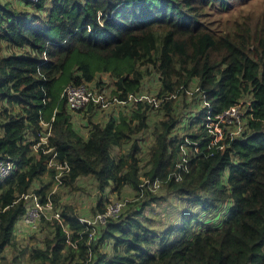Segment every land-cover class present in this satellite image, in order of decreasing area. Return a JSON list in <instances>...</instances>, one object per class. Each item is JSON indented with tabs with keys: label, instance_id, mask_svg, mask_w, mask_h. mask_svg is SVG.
<instances>
[{
	"label": "trees",
	"instance_id": "obj_1",
	"mask_svg": "<svg viewBox=\"0 0 264 264\" xmlns=\"http://www.w3.org/2000/svg\"><path fill=\"white\" fill-rule=\"evenodd\" d=\"M234 1L0 0V170L6 159L16 164L0 176V262L19 248L17 226L29 206L23 195L38 183L35 194L47 203L58 174L47 161L56 152L71 167L63 188L79 191L87 178L96 183L92 217L108 210V189L121 194L127 186L139 211L110 218L89 244L92 230L65 205L63 224L44 219L28 232H49L44 242L22 246L16 259L30 250L28 264H264V16L256 27L238 22L225 32L203 21L207 9L229 11ZM105 75L114 88L111 105L122 108L104 123L89 120L83 135L74 115L104 108L92 101L73 111L62 93L91 84L104 92ZM151 76L160 83L156 95L144 87ZM194 98L203 109L179 133L188 113L177 101L187 108ZM232 108L241 111L245 130L219 150L207 117ZM158 112L163 119L150 123ZM41 123L52 125L48 155L34 152ZM152 125L142 159L139 138ZM59 194L52 197L56 208ZM170 197L188 204L180 223L152 230L140 216ZM206 221L213 227L205 230Z\"/></svg>",
	"mask_w": 264,
	"mask_h": 264
},
{
	"label": "rangeland",
	"instance_id": "obj_2",
	"mask_svg": "<svg viewBox=\"0 0 264 264\" xmlns=\"http://www.w3.org/2000/svg\"><path fill=\"white\" fill-rule=\"evenodd\" d=\"M207 10L208 15L204 17L203 21H205L209 27L217 31H229L232 26H234V24L238 22H251L253 24V27H256L257 25L255 24L262 16H264V0H235L233 6L231 7V10L229 11L220 12L212 8H209ZM100 79L106 82L107 86H109L106 89L107 97L105 98L108 103H111L110 101L112 100V92L114 89L112 86V80L107 75L101 76ZM89 87H91V90L97 92L98 88H96L95 84H91L89 85ZM144 87L145 89H147V92L149 94H158L160 88L158 76L147 77L146 81L144 82ZM188 101L193 104L188 106L187 108L184 107L186 104L184 101H177V105L181 107L182 111L188 113V115L184 117V120L179 126L181 127L179 133H182V128L184 129V127H188L191 121L194 120L197 114L203 109L202 104L197 101V98L189 99ZM120 108H122L120 105L114 106L107 104V107L95 116H92V113L75 114L74 123L83 135H87V130L85 127L88 124L89 120H92L94 123H104L108 119L109 112L113 111V109L118 110ZM160 118L161 120L163 119V113H155L151 115L150 123H156L160 121ZM153 126L154 125L151 126L148 132L140 135L139 142L141 143L143 149L142 159H146V152L148 151V147L152 143L151 136ZM194 130L195 128L192 129V131ZM119 153L120 152L117 150H115L114 152L115 155H118ZM38 186L39 184L35 183L33 185V190L35 191ZM78 187L80 188L79 191H70L66 188L59 190L60 199L58 200L57 208L62 211V208L65 205L72 206L77 210L81 217L91 219L93 218L91 216L92 210L96 208L100 200V195L97 193V185L94 180L87 178L82 179L79 182ZM161 192L163 193L164 191L161 189L159 193ZM107 196L109 197V200L107 201L109 202L108 206H110L112 203L122 202L125 205L124 208L126 207L123 213H127L128 210H131V214L133 215L139 211V206L138 204H136V202L138 201V199L136 198V193H133V191L128 186L125 187L124 190H122L121 194L117 192L112 193V190L108 189L106 192L105 201ZM140 200H144V198ZM187 206L188 204H184L181 199L170 197L167 201L162 200V202L159 204L154 203L153 205L147 207L140 218L144 223L149 225L152 230L162 229L165 226L171 227L174 223L176 225L180 223L182 214H178L179 212H181V209L186 208ZM222 214L223 211L221 210L218 214V216H220L219 221L223 220ZM215 218L218 217L215 216ZM213 225L214 224H211L209 221H206V226L204 228L205 230L210 229L213 227ZM25 231L19 232L16 235L15 239L19 242V248L9 249L6 252V259L3 261L1 260L0 264H14V262L16 264H28L31 255L30 250L42 244L45 237H47V235L49 234V232L47 231L37 235H35V232L34 234H32ZM22 246L29 247L30 250L25 256L16 259V256H19L20 251L22 250ZM105 250L109 251L110 254L113 253L112 251H110V247L109 250Z\"/></svg>",
	"mask_w": 264,
	"mask_h": 264
},
{
	"label": "built area",
	"instance_id": "obj_3",
	"mask_svg": "<svg viewBox=\"0 0 264 264\" xmlns=\"http://www.w3.org/2000/svg\"><path fill=\"white\" fill-rule=\"evenodd\" d=\"M37 1V0H32ZM98 92V94H97ZM96 91L91 90L89 85H82L79 87L76 86H68L62 93V98L67 99L69 104V108L73 111L84 110L88 107V104L92 101L95 103H100L103 108L108 105L113 104L108 103L105 97H107L106 90L104 92H100L97 89ZM150 99L147 96H142L140 99H137L134 95L130 96V101H141L143 99ZM117 101V100H115ZM115 103V102H114ZM122 104L121 102L116 105ZM155 105L158 106L159 103L157 99H155ZM206 126L208 128V133L213 136V142L211 145H218L219 150H223L226 147L225 142H233L238 138H242L245 123L242 119V113L236 108H232L229 111H226L223 114L217 115L215 117L212 116V111H209V116L207 117ZM42 132L39 135L40 140L34 144V152L39 154L42 152L44 155H48L54 152V149H46L45 145H48L50 135L52 132V125L50 123H41ZM185 155H187V150L184 151ZM194 153H199V148L195 147L193 150ZM48 168L56 167L58 170V174L55 176L54 187L49 192L47 196V203H42V198L35 194V191H31L29 194L23 195V198L29 202V206L26 214L20 218L17 226V233L19 232H32L39 228L40 224L46 219V221H58L61 225L63 224L61 211L55 206V203L52 199L54 195H56L59 190L63 189L64 181L63 177L66 174H69L71 171V167L68 163H61L57 159V154L54 152L53 156L47 161ZM16 170V164L12 160L6 159L2 162L0 176L5 178L7 175H10ZM159 182H155L150 190L156 191L159 188ZM124 204L121 203H112L108 210L103 214H98L96 217L91 219L80 217V222L87 227V230H92L90 233L89 244L95 239L98 227L105 226L110 218H118L123 213ZM65 230H67L65 228ZM71 244V242H69Z\"/></svg>",
	"mask_w": 264,
	"mask_h": 264
}]
</instances>
